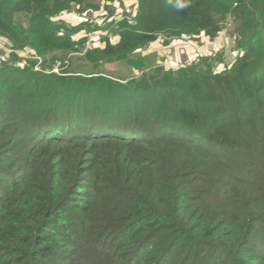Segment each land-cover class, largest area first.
<instances>
[{
  "label": "trees",
  "instance_id": "obj_1",
  "mask_svg": "<svg viewBox=\"0 0 264 264\" xmlns=\"http://www.w3.org/2000/svg\"><path fill=\"white\" fill-rule=\"evenodd\" d=\"M95 1L0 0L37 58L0 63V264H264V0H138L83 59L139 78L54 73L88 40L55 20ZM229 18L223 71L131 58L159 37L213 40Z\"/></svg>",
  "mask_w": 264,
  "mask_h": 264
},
{
  "label": "rangeland",
  "instance_id": "obj_2",
  "mask_svg": "<svg viewBox=\"0 0 264 264\" xmlns=\"http://www.w3.org/2000/svg\"><path fill=\"white\" fill-rule=\"evenodd\" d=\"M138 0H124L122 4L116 3L113 15L104 10L105 0H96L99 4V9L94 10L91 6L87 10L78 12L71 10L68 13L62 14L55 21L62 20L67 26L71 28L86 29L79 30V33L74 36L75 40L87 38L84 51L73 53L69 56L71 61L55 63L53 72L56 74L62 73L63 65L70 69L75 74L92 76L95 74L105 75L108 78L117 80L121 83H127L131 79L139 78L140 69L129 64L126 59L116 61H103L99 63H91L83 59L84 53L88 50L95 48H103L105 46L104 38L109 37L112 43L118 41V37L113 35L114 29L121 19L123 14H126L130 19L134 16L136 3ZM235 25L236 22L233 18H229L224 23L222 31L219 35L211 40L206 36L200 38H182V39H169L159 37L155 42L137 49L132 53L131 58L138 60L141 59L143 67L149 69L156 65L164 66L174 70L180 69L182 66L201 65L202 60L211 59L215 72L223 71L227 66L231 65L238 56L235 40ZM18 47L7 36L0 34V63H4L11 59L12 55H16L20 60L17 62V67L27 66L26 58L36 61L30 49L25 47L22 50H16ZM19 48V47H18ZM23 59V60H22ZM38 61V60H37ZM64 63V64H63ZM45 62L38 61L35 71L44 70ZM47 67V66H46ZM67 69V71H68ZM46 70V69H45ZM44 70V71H45ZM48 72L52 69H47ZM66 70V69H65Z\"/></svg>",
  "mask_w": 264,
  "mask_h": 264
},
{
  "label": "water",
  "instance_id": "obj_3",
  "mask_svg": "<svg viewBox=\"0 0 264 264\" xmlns=\"http://www.w3.org/2000/svg\"><path fill=\"white\" fill-rule=\"evenodd\" d=\"M0 34L7 36L12 40L19 48L25 47L26 43L23 37L3 19L2 6L0 3Z\"/></svg>",
  "mask_w": 264,
  "mask_h": 264
}]
</instances>
